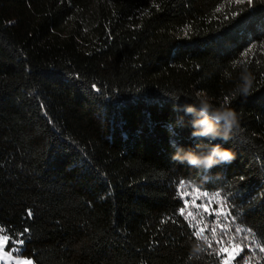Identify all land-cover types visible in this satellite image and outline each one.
Segmentation results:
<instances>
[{
	"label": "trees",
	"instance_id": "16d2710c",
	"mask_svg": "<svg viewBox=\"0 0 264 264\" xmlns=\"http://www.w3.org/2000/svg\"><path fill=\"white\" fill-rule=\"evenodd\" d=\"M261 45L264 0H0L7 249L35 264H221L229 260L216 255L221 245L209 248L187 209L179 214L177 191L197 188L220 192L230 228L250 230L230 264H264ZM237 60L254 76L246 99L230 95ZM195 91L214 104L228 97L239 116L222 144L236 160L211 172L170 161V139L196 141L190 117L175 127L183 113L168 94L192 102Z\"/></svg>",
	"mask_w": 264,
	"mask_h": 264
},
{
	"label": "clouds",
	"instance_id": "9594fccd",
	"mask_svg": "<svg viewBox=\"0 0 264 264\" xmlns=\"http://www.w3.org/2000/svg\"><path fill=\"white\" fill-rule=\"evenodd\" d=\"M232 68L238 70V77L230 95L246 99L253 91L254 76L244 61ZM224 75L232 79L231 72ZM168 98L173 102V111L183 113L176 117L175 127H185L184 117H190L187 122L191 128L190 138L196 141L193 146L185 147L170 139L172 163L211 172L213 168L231 165L236 160V153L222 146L233 139L234 132L240 127L239 116L229 104H214L203 91H195L192 102H181V95L175 92L168 94ZM175 127L167 126L173 136L176 135Z\"/></svg>",
	"mask_w": 264,
	"mask_h": 264
},
{
	"label": "snow or ice",
	"instance_id": "6c2138e0",
	"mask_svg": "<svg viewBox=\"0 0 264 264\" xmlns=\"http://www.w3.org/2000/svg\"><path fill=\"white\" fill-rule=\"evenodd\" d=\"M233 2L235 4H237V5L247 4L248 6H251L252 3H253V0H233ZM217 11H220V9L218 8ZM190 31H191V29L188 26H186L185 29H184L185 35H187L188 32H190ZM255 48H256L255 45L251 46L244 53H242V56L247 57L248 54L251 53ZM261 48L264 49V45H261ZM241 61H243V60L233 61L231 67H235L236 64L239 63V62H241ZM257 63H260V61H257ZM222 103L228 104L229 103V98L228 97H225L223 99ZM179 183H180V187L181 188H184L185 182L183 180H181ZM192 192L199 194L197 196V199H199L200 197H210L209 198V205L211 204V202L213 200H216L218 202H222L223 199H224L222 197V195H221L220 192H216V193H213V194H209L207 192H202V191H200L197 188H193L192 189ZM189 195H190V193L187 192V191H185L183 194H181L179 192V190L177 191V198L180 199V200H182V201H184L183 206L179 210V214L182 215V216L184 215L185 209L188 207V201L185 199V197H187ZM193 206L196 207V208H203L204 211L208 215H216V214H219V215H222V216L230 215V213L220 211V204H218V207L217 208H210L209 206H205L204 204L197 205V204H195L193 202ZM223 207H227V205L224 204ZM28 215L31 216L32 215L31 212H29ZM197 215H198V213H197ZM189 216H192L193 219L196 218L195 216H193V213L192 212H189L188 213V216H184V219L185 220H188ZM205 219H206L205 217H202V216L200 217V221H203ZM200 221H198V223ZM212 223L215 224V221H213ZM217 226L220 227L221 233H225L226 230H227V227H228L227 225H217ZM189 227H192V224L191 223L189 224ZM206 230H210L211 231V233H212L211 240H209V237L207 235L201 236V233H203ZM27 231L28 230L25 229V232H27ZM235 232H236V234H240L241 232H250V230L249 229H242L240 227H237L235 229ZM0 233H3V228H0ZM193 234L194 235H197L200 238H202L208 244V247L209 248L212 247V241H216L217 244H223L224 243L223 237H221L220 239H217L216 228L215 227H211L210 228L208 223H205L204 224V227L202 229H199L198 231L194 232ZM245 239H247V237H245ZM8 241H9V237L7 235L0 234V259H3V257L5 255H7V253L4 252V249H5L6 243ZM15 243H22V241H15ZM228 243L231 244L232 243V240H229ZM253 243H255V239H253ZM235 248L236 249H239V251H236L234 254L233 253H230L229 254V260L228 261H222L221 264H230V261L231 260H235L236 259V256L239 255V252L240 251H243V249L240 248L239 245H235ZM197 250L199 251L200 249H197ZM259 250L261 252H264V247H260ZM221 252H228V248L227 247H224V248L219 249L216 252V255L219 257ZM18 264H33V262L31 260H24V261H19ZM245 264H247V262H245Z\"/></svg>",
	"mask_w": 264,
	"mask_h": 264
},
{
	"label": "rangeland",
	"instance_id": "374dc122",
	"mask_svg": "<svg viewBox=\"0 0 264 264\" xmlns=\"http://www.w3.org/2000/svg\"><path fill=\"white\" fill-rule=\"evenodd\" d=\"M198 195H199L198 193H193L192 189H191L190 195L188 196V200H187L188 201V207L186 209H187L188 213L192 212L193 216L196 217L195 219H193L192 216H189V219H190V222L192 223V225L197 229V231L199 229H202L204 227L205 223H208L210 228L215 227L216 233H217V239H219L221 237H223V239H224V243L220 244L221 245L220 247L221 248H224V247L228 248V252H223L225 254V256H229L230 253H235L236 251H239V249L235 248V245H239V244H236V242L241 241V238H243L242 232L240 234H236L235 229L237 227H234V229L230 228L231 227V220L227 215L226 216H222L219 214L208 215L204 211L203 208H196L193 206V202L197 205L204 204L205 206H209L210 208H217L218 204H220V211L227 212L225 210V207H223V205H224L223 202H218L216 200H213L211 202V204L209 205V198L210 197H200L199 199H197ZM197 213H198V215H197ZM201 216L205 217L206 219L203 221H200ZM198 221H200V222L198 223ZM213 221H215V224L212 223ZM217 225H227L228 227H227L226 232L221 233V229ZM0 234H2V233H0ZM202 234L207 235L209 238L212 237V233L210 230H206L203 233H201V235ZM229 240H232L231 244L228 243ZM7 243H6V246L4 249V252L7 253V255H5L3 257V259H0V264H18L19 261H24V260H31L33 262L32 259L20 256L18 254L17 248L8 250L7 249ZM239 246L241 248V245H239ZM33 264H35V263L33 262Z\"/></svg>",
	"mask_w": 264,
	"mask_h": 264
}]
</instances>
